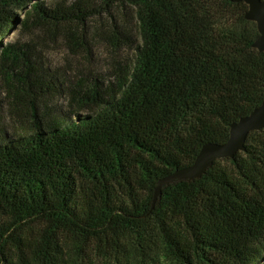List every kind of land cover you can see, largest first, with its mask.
<instances>
[{"label":"trees","instance_id":"16d2710c","mask_svg":"<svg viewBox=\"0 0 264 264\" xmlns=\"http://www.w3.org/2000/svg\"><path fill=\"white\" fill-rule=\"evenodd\" d=\"M248 9L0 0V264H264V129L151 210L161 179L264 100ZM93 30L117 48L121 36L133 62L47 64L48 42L88 50Z\"/></svg>","mask_w":264,"mask_h":264},{"label":"water","instance_id":"95a60500","mask_svg":"<svg viewBox=\"0 0 264 264\" xmlns=\"http://www.w3.org/2000/svg\"><path fill=\"white\" fill-rule=\"evenodd\" d=\"M244 2L249 9L245 19L255 22L259 31V37L253 47L264 52V0H234ZM264 89V85H263ZM264 129V100L262 104L246 117L230 125V134L227 142L223 144L209 143L204 145L194 163L188 167L177 170L161 179L155 188L152 201L154 210L162 197L165 187L181 182H193L201 179L214 163L220 159H235L236 155L244 152L246 141L250 133Z\"/></svg>","mask_w":264,"mask_h":264},{"label":"rangeland","instance_id":"374dc122","mask_svg":"<svg viewBox=\"0 0 264 264\" xmlns=\"http://www.w3.org/2000/svg\"><path fill=\"white\" fill-rule=\"evenodd\" d=\"M95 33V30H93L86 38L88 40V50H82L81 47L75 48L62 38L57 39L55 42H48L44 47L47 64L52 69H58L59 71L70 70V68H85L91 71L105 72L116 61L133 62L135 50L133 46L124 45L122 42L125 41L121 36L117 48L114 43L104 37V31L100 35L94 36ZM18 36L19 33L14 32L5 38V42H10ZM64 103L65 100H62V104Z\"/></svg>","mask_w":264,"mask_h":264}]
</instances>
